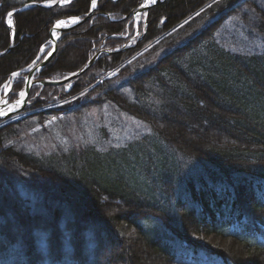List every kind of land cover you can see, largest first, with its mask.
Returning a JSON list of instances; mask_svg holds the SVG:
<instances>
[{
	"label": "trees",
	"instance_id": "1",
	"mask_svg": "<svg viewBox=\"0 0 264 264\" xmlns=\"http://www.w3.org/2000/svg\"><path fill=\"white\" fill-rule=\"evenodd\" d=\"M54 1L0 0V94L57 21L92 7L46 6ZM143 2L100 0L62 34L39 79L63 80L102 51L96 62L67 84L35 85L25 110L34 112L0 126V264H264V49L246 45L264 40V2L166 0L140 23L136 46L119 51L136 34L124 18ZM92 86L72 104L37 110ZM105 105L148 133L106 153L19 146L32 119H78Z\"/></svg>",
	"mask_w": 264,
	"mask_h": 264
},
{
	"label": "rangeland",
	"instance_id": "2",
	"mask_svg": "<svg viewBox=\"0 0 264 264\" xmlns=\"http://www.w3.org/2000/svg\"><path fill=\"white\" fill-rule=\"evenodd\" d=\"M262 1L264 2V0ZM240 27H242L241 24ZM228 29L237 30V26L234 22H231ZM133 45L134 43L130 42L125 47ZM153 45L154 43L147 47ZM246 45H253L252 48L264 49V40L256 39L247 42ZM240 46L244 47L241 43ZM143 53L138 52L131 56L129 62ZM161 54L157 53L153 58L158 57L157 59H159L162 56ZM154 63V60L147 61L143 67L138 69L137 73L149 68ZM146 133H148L147 128L138 120L119 112V110L109 105H105L83 114L78 119L68 116L56 120L50 117L43 123L37 119H32L21 131L24 141L19 146L29 152L56 150L68 152L79 147H93L100 153H106L110 149L126 148L131 143L141 139ZM41 243V247L44 248L46 246L45 239H42ZM205 261L207 260L205 259ZM54 263L49 262L47 264ZM213 263L210 260L205 264Z\"/></svg>",
	"mask_w": 264,
	"mask_h": 264
},
{
	"label": "water",
	"instance_id": "3",
	"mask_svg": "<svg viewBox=\"0 0 264 264\" xmlns=\"http://www.w3.org/2000/svg\"><path fill=\"white\" fill-rule=\"evenodd\" d=\"M164 1L165 0H156L155 3L150 4L151 0H146V3L138 11L131 13L129 16H127V18L129 19V18L133 17L135 19L139 15H141L142 13L148 12L152 7H154L155 5L163 3ZM98 3H99V0H96L95 8L92 7L90 13L88 15H86V17L84 19H81V20L79 19L78 22H76V23H73V20H74L73 18L72 19H66V20H63L65 23L62 26L57 27V23H56L51 28V30H50L51 51L47 54V56L44 58V60L38 66H36L34 69H32L28 73V75L26 77L25 88H24L25 95L19 97L18 99L14 100V101H9V102L0 101V110H3L4 112L7 113V115H0V121H3V122L9 121L12 118H14L15 116H17L19 113H21L26 108V106L29 104L28 98L30 95V91L34 85L38 84V85L45 87V86H52V85L59 86V85L66 84L69 81L83 75L96 62L97 58L100 55V52L97 53L91 61H89L88 65L86 67L82 68L81 70H79L75 74L71 75L70 77H68L62 81L52 82V81H45V80H36L37 71L40 69L41 70L44 69L55 57L57 50H58V42H59L62 34L64 32L72 30V29L80 26L81 24L89 21L92 18V16L94 15ZM53 32H55V35H53ZM18 101H19V103H18Z\"/></svg>",
	"mask_w": 264,
	"mask_h": 264
},
{
	"label": "snow or ice",
	"instance_id": "4",
	"mask_svg": "<svg viewBox=\"0 0 264 264\" xmlns=\"http://www.w3.org/2000/svg\"><path fill=\"white\" fill-rule=\"evenodd\" d=\"M68 2H70V0H61V3H62V5L64 4V3H68ZM156 2V0H151V3H155ZM218 2V0H213V3H217ZM95 6H96V0H92V7L93 8H95ZM12 15V13H8V16L10 17ZM76 22H78V20H73V23H76ZM8 23H9V26H11V24H12V21L11 20H9L8 21ZM65 22L64 21H58V23H57V27H59L60 25H63ZM53 35H55V32H53ZM13 76H17L18 74L17 73H13L12 74ZM20 95L21 96H23V95H25V93L23 92V91H21L20 92ZM18 103H19V101H18ZM0 115H7V113L6 112H4L3 110H0Z\"/></svg>",
	"mask_w": 264,
	"mask_h": 264
},
{
	"label": "bare ground",
	"instance_id": "5",
	"mask_svg": "<svg viewBox=\"0 0 264 264\" xmlns=\"http://www.w3.org/2000/svg\"><path fill=\"white\" fill-rule=\"evenodd\" d=\"M58 23V22H57ZM60 26H62V25H60ZM57 35V34H56Z\"/></svg>",
	"mask_w": 264,
	"mask_h": 264
}]
</instances>
